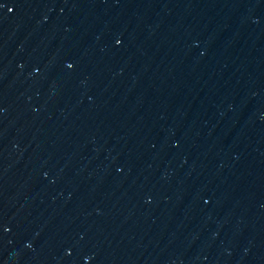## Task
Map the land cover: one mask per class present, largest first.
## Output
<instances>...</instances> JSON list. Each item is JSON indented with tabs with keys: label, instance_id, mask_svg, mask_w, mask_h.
Segmentation results:
<instances>
[{
	"label": "water",
	"instance_id": "obj_1",
	"mask_svg": "<svg viewBox=\"0 0 264 264\" xmlns=\"http://www.w3.org/2000/svg\"><path fill=\"white\" fill-rule=\"evenodd\" d=\"M0 264H264V0H0Z\"/></svg>",
	"mask_w": 264,
	"mask_h": 264
}]
</instances>
